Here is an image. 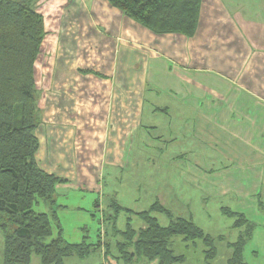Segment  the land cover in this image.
Wrapping results in <instances>:
<instances>
[{"label": "crops", "instance_id": "crops-1", "mask_svg": "<svg viewBox=\"0 0 264 264\" xmlns=\"http://www.w3.org/2000/svg\"><path fill=\"white\" fill-rule=\"evenodd\" d=\"M76 9H80V14ZM34 10L44 21L41 52L47 57L55 53L56 35L67 36L69 41L80 35V39L89 40L95 46L91 49L95 54L86 56L96 57V63L93 59L82 58L81 65L75 68L60 63L55 65L51 59L46 67L42 61L39 64L37 73L42 78L41 72H48L45 86L53 92L46 97L44 105L39 103V108H46L49 118L46 138L42 134L44 147L38 133L45 125L43 114L36 131L39 149L35 159L39 168L48 173L41 167L42 162L47 160L48 165L44 166L51 167L57 165V161H71L69 158L74 155L77 156L74 159L89 163L90 150L98 140L92 137L87 142L85 138L82 147V139H79L80 143L75 142V150L72 146L68 148L73 133L62 127L69 129L75 114L69 112L61 117V122L55 123L59 95L64 98V107L65 101L67 104L76 101L94 104L95 119L102 120L101 159L112 166H120L125 160L122 153L127 149L125 135L129 138L136 131L145 134L146 130L156 131L159 127L163 135L181 131L182 139L188 142L186 149L206 152L201 157L192 153L189 160L183 157L188 164L181 166L182 182L197 189L202 199L223 201L226 206L219 203L223 216V210L227 209L246 218L253 226L251 240L257 225H264V0H201L197 29L190 38L179 34H154L111 7L106 0H38ZM81 13L83 17H79ZM80 18L85 26L72 32V24L74 21L81 23ZM84 44L87 51L89 44ZM72 86L78 90L77 94ZM147 106V121L142 126ZM56 133L60 135L55 138ZM111 133L108 154L105 148L109 146ZM54 142H62L64 148L55 147ZM202 161L206 169L200 168ZM76 179L77 189H91L87 177L79 175ZM64 181L56 186L57 196L59 190L70 185V180ZM92 182L95 185L94 179ZM45 207L49 209L46 204ZM108 214L102 213L100 222L101 248L92 252L99 257V264H117L115 258L105 252L109 241L104 235L105 230L109 231L105 220ZM250 215L263 219L257 224L249 220ZM60 230L62 237L61 227ZM232 230L237 231L233 225ZM112 236L111 243L115 241ZM2 245L3 239L0 264ZM255 253L253 251L252 255ZM112 254L115 255L114 251ZM39 263L38 257H31V264Z\"/></svg>", "mask_w": 264, "mask_h": 264}, {"label": "trees", "instance_id": "trees-1", "mask_svg": "<svg viewBox=\"0 0 264 264\" xmlns=\"http://www.w3.org/2000/svg\"><path fill=\"white\" fill-rule=\"evenodd\" d=\"M34 1L0 0V233L3 239L2 264H64L71 257L84 259L101 248L100 230L95 243L83 240L67 243L61 237L55 210L56 186L65 181L44 172L35 156L39 149L36 131L40 126L34 67L45 37L44 21L35 12ZM126 17L154 34H179L192 37L197 29L201 0H106ZM40 200L49 213L33 210ZM106 217L109 237L106 254L117 264H184L185 257L172 250L174 238L196 245L201 242L206 262L218 257L216 239L205 234L191 220L173 217L157 201L149 210L133 214L115 201ZM127 213L124 230L117 229V218ZM155 214L169 220L159 224ZM233 218L238 231L236 242L228 244L227 264H246L243 250L253 226L238 214L223 210ZM143 226L135 230L131 219ZM57 231L56 236H54ZM110 235L115 238L111 243ZM222 241V237L218 238ZM114 251V254H112Z\"/></svg>", "mask_w": 264, "mask_h": 264}, {"label": "rangeland", "instance_id": "rangeland-1", "mask_svg": "<svg viewBox=\"0 0 264 264\" xmlns=\"http://www.w3.org/2000/svg\"><path fill=\"white\" fill-rule=\"evenodd\" d=\"M43 6L42 4V7ZM46 11H48V8ZM76 12L80 14L81 11L80 9H76ZM81 15L79 17H83V13H81ZM78 20L81 23L74 21L75 24H72L71 28V30H73L72 32L78 30L79 26H85L83 21H81L82 18ZM74 25L76 26L75 29ZM79 36L74 39L70 38L69 41L67 36L62 38V36L56 35L54 38L56 43L55 53L47 57L43 51L41 52L40 48V53L35 63L34 79L38 92V112L40 116L43 114L42 116L45 117V120H42L45 125L43 124V127L41 126L38 131L41 139L40 142L43 143V147L45 143L43 136L46 138V126L49 118H47L46 108H39V103L40 106L44 105L46 97H49L53 92L52 88L45 86V84L48 83V72H41L44 74L42 78L37 73L40 69L39 64L42 61V64L44 63V67H46L47 64H51V62L48 61L51 59L53 61L52 63H55V65L60 63L61 65H71L72 68H75L81 65L82 58L90 61L93 59L96 63V57L88 58L86 56V54H95L93 50H91L95 48V46H92L89 40L80 39ZM48 40L49 39L46 41L48 42ZM84 42L89 44L87 51L85 50ZM55 65L52 64L54 67ZM138 75L139 73L136 74L137 77ZM39 78L40 82L38 83ZM53 90L63 91L64 88H53ZM72 91L77 94L78 90L72 86ZM68 94L69 92L66 94V98H68ZM57 100L55 123L61 122V117L63 115H68L69 112L75 114V116L73 114L74 117L70 123L72 126L69 129L62 127L64 130H71L73 133L67 143L68 148L72 146L75 150V142L80 143L79 139H82V147L85 145V138L87 142H90L92 137H98L99 140L95 141L92 145L94 148L90 150L91 154L88 157L89 163H82L74 159L77 157L74 155V157L72 156L73 158H69L71 161H67L68 163H59L57 161V165L48 167L44 166L48 165L46 160L41 164V167L53 173L54 177L61 180H70V185L59 190L58 196L55 195L57 219L62 228V237L66 242L79 243L85 237L88 243H95L98 230L101 227L100 222L102 213L105 215L108 213V215L111 214L112 210L110 204L112 200L123 208L130 210L133 214L149 210L150 206L157 201L162 207L167 209L173 217L191 220L197 227L202 229L205 234L217 240L216 248L218 250V257L212 262H206L201 242H196V245L187 246L179 237L174 238L171 246L172 250L177 255H183L185 257L184 264H227L228 259H226V257L228 258L231 254L227 245L236 240L238 232L232 230L234 219L223 216L219 211V208H221L219 203L223 204V206H226V204L221 200L202 199V194L197 191V189L192 188L190 185V187H187L188 184H184L181 180V166L188 164L185 160L183 161V157L189 160L191 158L190 154L192 153L195 155L198 154L201 157L204 156L203 154L206 152L203 153L200 149H197L196 152H190V150L185 148L188 142L182 139L181 131L173 130L174 132L170 131V133L173 132L172 134L163 135V130L159 127L156 131L146 130L145 134L136 131L134 134L130 135L129 138L128 135H125L124 144H127V149L122 152L125 156V160L120 166H112L101 159L99 147L102 138V136H100L102 120L98 117V113L96 114L98 118L95 119L94 115L97 109L94 104H86L87 102L85 103V101H76L67 104L65 101L66 106L64 107V98L59 95V99ZM148 109L149 106L144 109L143 118L141 120L142 126L146 124L147 120L145 119V113L148 112ZM80 116L82 117L80 118ZM156 121H160V119ZM161 121L163 122L164 119ZM85 130L87 131L86 134L84 133ZM58 135L60 134L56 133L55 138L56 136L58 137ZM112 138L113 136L111 133L108 138L109 146L106 145L105 148V152L108 151V154L109 149L111 150ZM62 141H64L63 138ZM166 143V148H164ZM54 144L57 148H64L62 142H54ZM122 149L124 148L122 147ZM83 150L85 149L83 148ZM75 152L76 151H73V154H75ZM66 154L65 151V155ZM194 157L196 158V156ZM200 168L206 169L204 161H202V166H200ZM79 175L80 177H87L91 189L80 191L75 187L78 183L76 178ZM93 179L96 186L94 182H92ZM92 190L96 192H92ZM33 210L38 213H49V209H46L45 204L40 200L34 205ZM126 214L127 213L121 212L117 218V229L121 231L125 229L128 219V215ZM154 217L157 218L159 224L162 226H167L169 224L168 218L162 214H155ZM249 218L250 221L256 222L257 224L260 223V219H263V217H258L256 215H250ZM130 221L131 226L137 230L140 222L136 218H132ZM219 236H222L224 240L218 241ZM0 242H2L1 233ZM253 251L256 252L255 255H252ZM243 252L244 261L247 264H264V225L262 223L255 228L252 239L246 244ZM88 257L89 258L85 260L69 258L66 259L64 263H100V259L97 255L92 253Z\"/></svg>", "mask_w": 264, "mask_h": 264}]
</instances>
